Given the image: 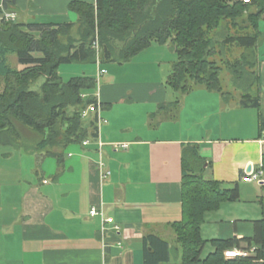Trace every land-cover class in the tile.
I'll use <instances>...</instances> for the list:
<instances>
[{
    "label": "crops",
    "instance_id": "1",
    "mask_svg": "<svg viewBox=\"0 0 264 264\" xmlns=\"http://www.w3.org/2000/svg\"><path fill=\"white\" fill-rule=\"evenodd\" d=\"M70 1L12 0L10 8L19 22H75ZM174 54L169 43L152 42L110 69L101 63L106 72L98 76L95 63L88 75L96 78L105 122L86 145L70 144L57 158L33 148L39 135L32 131L24 140L31 150L0 141V264H143L142 237L149 232L174 247L169 223L181 218L182 158L193 148L206 178L239 188L237 201L205 213L201 236L253 234L264 184L241 177L248 165L260 166L264 153V50L258 48L259 109L239 106V94L225 101L203 87L181 94L169 88ZM104 169L109 174L102 177ZM91 206L113 222L102 224Z\"/></svg>",
    "mask_w": 264,
    "mask_h": 264
},
{
    "label": "trees",
    "instance_id": "2",
    "mask_svg": "<svg viewBox=\"0 0 264 264\" xmlns=\"http://www.w3.org/2000/svg\"><path fill=\"white\" fill-rule=\"evenodd\" d=\"M67 7L77 13L75 22H0V141L31 150L24 140L26 132L32 131L39 135L33 148L59 158L66 146L96 138L94 115L90 119L81 116L89 103L97 101L95 92L87 91L96 88V78L79 75L63 81L58 72L63 63H96L95 44L101 64L128 61L152 42L169 43L176 59L167 86L180 94L203 87L227 101L232 93L222 86L209 32L227 22L236 26V19L244 14L247 24L240 29L245 32L227 34L222 43L241 50L226 62L233 77L245 85L238 105L260 108L255 48L262 35L258 22L264 16V0H71ZM9 54H15L23 67L11 66ZM40 77L39 90L31 89ZM259 124H263L261 110ZM182 161L181 218L169 223L176 245L158 234H144L143 264H264V211L253 221L249 237L204 239L201 225L205 213L216 211L223 202L237 201L239 188L237 184L224 188L219 181L206 178L204 161L195 148L185 150ZM259 169L264 174V153ZM207 243L214 250L203 256ZM234 247L248 254L225 257L224 250ZM172 254L179 255V260H173Z\"/></svg>",
    "mask_w": 264,
    "mask_h": 264
},
{
    "label": "rangeland",
    "instance_id": "3",
    "mask_svg": "<svg viewBox=\"0 0 264 264\" xmlns=\"http://www.w3.org/2000/svg\"><path fill=\"white\" fill-rule=\"evenodd\" d=\"M22 20L24 21L25 18L22 17ZM24 22L27 23L26 20ZM236 23L237 24L234 27H231L229 25V22L224 23L220 27H218L217 29L211 30L209 32V36L211 37V39L214 40L213 46L215 49V51H214L215 54L213 56V59H215L221 67L222 86H223L224 90H229L234 96L237 97L238 94H239L238 96H240L242 94L241 91L244 89L245 85L243 82H240L237 78L233 77V73L228 69L226 62L232 61L234 58H236L240 54L241 50L239 48H237L236 46L228 45L226 43H225V45H223V43H222V40L224 39L225 36H227V34L231 33L232 35H234V34L239 33V32L240 33L245 32V31L241 30L240 27L246 26V24H247L246 15L244 14V16L237 18ZM258 30L260 32H262V35L259 38V41H258L257 46L255 48L257 56H258V48H260L261 50H264V16H262L258 22ZM174 56L176 58L175 54H174ZM169 61L170 60H168V64H169ZM8 62L13 67H16V68L23 67L22 65H20L17 62L15 54H9L8 55ZM111 65L112 64L109 63L107 65V67L110 69ZM92 67L96 68V64L95 63H79V62L63 63V64L59 65L58 72H59V75L62 78V80L66 81L72 76L88 75L89 70L93 69ZM164 67L165 66H163V68ZM42 81H43V77L38 78L36 81H34L30 85L31 89L39 90V85L42 83ZM1 87H2V83L0 84V88ZM91 90H92V93H94L96 88L89 89L87 91L90 92ZM0 148L3 149L5 147L0 146ZM17 203H18V201H16L15 205H17ZM210 249H211V245L209 243H207L204 246L203 255H205L208 251H210ZM179 254H180V251H179ZM179 258H180L179 255L174 256V254H172L173 260L178 261Z\"/></svg>",
    "mask_w": 264,
    "mask_h": 264
},
{
    "label": "built area",
    "instance_id": "4",
    "mask_svg": "<svg viewBox=\"0 0 264 264\" xmlns=\"http://www.w3.org/2000/svg\"><path fill=\"white\" fill-rule=\"evenodd\" d=\"M12 1V0H0V22H9V21H13L16 18V12L12 9H10L7 4ZM244 2H247L248 0H242ZM95 50L97 53V59H96V64H97V76L101 75L103 73L106 72L105 68L99 67L100 65V61H99V47L97 44H95ZM100 110H101V106H100V102L97 100L96 103H89L82 111L81 116L84 119H90L91 117H95L96 119V124H97V136L96 139L99 137V128L100 125L105 122V119H103L100 116ZM100 142V141H99ZM88 143V140H84L82 141L83 145H86ZM101 144V142H100ZM121 147H126V144H121ZM261 165V164H260ZM99 166H103L102 163H99ZM260 167V166H259ZM258 168H253L251 167L249 172L245 171V174L243 175V177H241V180L244 182L247 181H254L257 184H264V174L263 172ZM109 174V171L107 170H103L102 173V177H105L106 175ZM44 182H46V180H44ZM89 214L91 216L97 215L99 214L101 216L102 219V224L106 223V222H113L112 217H105L103 215L102 210H99L97 207L95 206H91L90 210H89ZM248 251L244 250L242 248H228L226 250H224V256L228 257V258H232V257H237V256H245L247 255Z\"/></svg>",
    "mask_w": 264,
    "mask_h": 264
},
{
    "label": "water",
    "instance_id": "5",
    "mask_svg": "<svg viewBox=\"0 0 264 264\" xmlns=\"http://www.w3.org/2000/svg\"><path fill=\"white\" fill-rule=\"evenodd\" d=\"M250 169H251V165H248L247 167H246V172H249L250 171Z\"/></svg>",
    "mask_w": 264,
    "mask_h": 264
},
{
    "label": "bare ground",
    "instance_id": "6",
    "mask_svg": "<svg viewBox=\"0 0 264 264\" xmlns=\"http://www.w3.org/2000/svg\"><path fill=\"white\" fill-rule=\"evenodd\" d=\"M12 2H10L9 4H11ZM17 19V12H16V18H15V20Z\"/></svg>",
    "mask_w": 264,
    "mask_h": 264
}]
</instances>
